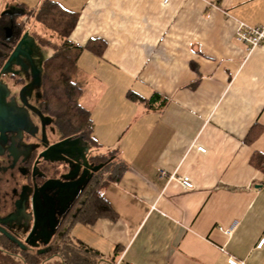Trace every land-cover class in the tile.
<instances>
[{
	"label": "crops",
	"instance_id": "0c3cea01",
	"mask_svg": "<svg viewBox=\"0 0 264 264\" xmlns=\"http://www.w3.org/2000/svg\"><path fill=\"white\" fill-rule=\"evenodd\" d=\"M52 1L79 17L89 158L113 152L118 170L102 189L115 218L75 222L77 204L72 242L91 264H264V174L252 164L264 154V45L248 54L236 40L241 24L264 27V0ZM49 252L41 264H62ZM0 264L30 263L0 253Z\"/></svg>",
	"mask_w": 264,
	"mask_h": 264
},
{
	"label": "flooded vegetation",
	"instance_id": "af4514ba",
	"mask_svg": "<svg viewBox=\"0 0 264 264\" xmlns=\"http://www.w3.org/2000/svg\"><path fill=\"white\" fill-rule=\"evenodd\" d=\"M13 10L10 3H5L0 10V31L5 29L9 37L4 38L9 42L13 37ZM24 18L22 22L28 29ZM4 42L11 51L0 67V225L22 241L28 237L33 224L27 222V213L31 211L30 204L36 188L38 228L30 241L39 244L35 247L37 251L51 250V244L57 243L67 232L70 222L64 216L74 212L78 199L96 174L91 170L95 166L87 158L88 168L84 167L82 160L75 162V157L47 151L49 146L62 139L60 134L57 140L50 139L48 132L54 131L52 121L40 111L42 61H34L35 46L31 48L27 41L20 49L19 56L1 73L20 41L17 45ZM41 158L48 163L61 162L59 170L53 168L54 176L49 177L41 171ZM22 207L26 210L24 220L19 214ZM53 209L57 212L54 220L48 218ZM20 225L23 230L19 229ZM49 237L50 242L45 245Z\"/></svg>",
	"mask_w": 264,
	"mask_h": 264
},
{
	"label": "trees",
	"instance_id": "16d2710c",
	"mask_svg": "<svg viewBox=\"0 0 264 264\" xmlns=\"http://www.w3.org/2000/svg\"><path fill=\"white\" fill-rule=\"evenodd\" d=\"M13 11L14 28L11 42L6 40L9 35L5 32V29L0 31V39L3 42L5 41L4 43L9 42L17 45L27 35L35 46L37 44L39 47H48L52 50V54L42 61L40 67L42 92L40 111L52 121L60 134V139H78L85 147H91L95 150L97 143L93 137L91 110L83 101L87 94V79L77 65L78 56L84 48L70 40V35L79 20L78 15L65 10L52 0H43L36 9H29L19 4ZM26 16L31 19L29 29L22 22ZM3 42L0 43V67L11 51ZM90 43L86 47H89ZM104 47V44H100L98 52L102 53ZM151 104H154L153 100L148 101V105ZM252 134L254 137L257 135L256 132ZM103 158L106 157L103 155L100 157L99 155L92 159L97 163H103V167H111L114 158ZM252 164L264 174V154L255 153ZM108 179L112 180L113 178H100L97 177V173L93 176L77 201V204H79L81 199L84 198V202L80 204L81 207L75 216V222L91 223L100 217L115 218V213L102 195L103 187L109 183ZM66 229L67 232L62 234L57 243L49 245L52 249L48 255L60 256L62 264H91L89 250L83 251L81 247L78 248L70 238L71 226L68 225ZM0 253L18 256L30 264L42 263L39 258L40 254L35 247L20 248L1 234Z\"/></svg>",
	"mask_w": 264,
	"mask_h": 264
},
{
	"label": "water",
	"instance_id": "95a60500",
	"mask_svg": "<svg viewBox=\"0 0 264 264\" xmlns=\"http://www.w3.org/2000/svg\"><path fill=\"white\" fill-rule=\"evenodd\" d=\"M26 40L28 42H30V47L34 48L35 44L33 43V41H31L30 39H27V35H25L22 38V40L19 42V44L16 47L14 53L11 55L9 61L7 62V64L5 65V67H4V69L2 70L1 73H4L6 71V69L11 65L12 61L19 56L20 49L22 48V46L25 43H27ZM81 145H82V143H81L80 140H78V139L74 140V139L67 138V139L61 140L60 142H58V143H56L54 145L49 146L47 151H54V152L57 151L60 155L67 156L69 158L75 157L74 158L75 162H79L80 160H82L85 163V164L83 163L84 167L88 168L89 166H87V162L85 161L86 160L85 151H86L87 148L85 146H81ZM102 167H103V164L99 165L98 167H93L91 170L93 172H96ZM48 182H46L45 184L47 185ZM36 190L37 189L35 188L34 197L32 198V201H31V204L33 205V213H32V215H34V217H35V223L33 224V227L31 229L30 234L28 235V237L24 241H22L20 238H16L13 234H11L8 231V229L6 227L0 225V233L4 234L8 239H10L12 242L17 244L20 248H27L29 246H32L34 248V247H38L39 246V244H34L32 241H30L31 236L34 235V233H36L37 228H38L37 222H38L39 215H38V211H37L36 203H35ZM25 211L26 210H24V208L22 207V212L21 211L19 212V214H20V216L22 217L23 220L25 219V217L23 215V214H25ZM27 215H28V213H27ZM56 217H57V212L55 211V209H53L49 213L48 218H51L52 220H54V219H56ZM19 229L23 230V226L20 225ZM50 237H49V240L45 242V245H48V243L50 242ZM47 251H49V250L48 249H42L39 252L40 253H44V252H47Z\"/></svg>",
	"mask_w": 264,
	"mask_h": 264
},
{
	"label": "rangeland",
	"instance_id": "374dc122",
	"mask_svg": "<svg viewBox=\"0 0 264 264\" xmlns=\"http://www.w3.org/2000/svg\"><path fill=\"white\" fill-rule=\"evenodd\" d=\"M0 8H3V0H0ZM51 54H52V50L50 48H48V47H39L36 44L35 49H34V53H33V59H34V61L36 63H39V62L45 60ZM86 87L88 88L87 84H86ZM83 101L86 104L85 97L83 98ZM52 128H54V131H52V133L48 132V134L50 133L49 134L50 139L51 140H57L59 138V132H57V130H56L54 125H52ZM96 152H97V150H94V148L87 147V149L85 151V158H87L88 161L91 162L95 167H98L99 165H101L103 163H101V162L97 163L95 160L89 158L91 156V153L95 154ZM106 154H107L105 156L106 158H110L111 156H114L113 152L111 153V152L108 151ZM100 157H101V155H100ZM106 158H103V159H106ZM60 164H61V162H59V161H55V162L53 161V162L48 163V162H45V160L43 158H41V161L39 163V167H40L41 171L45 172L49 177H52V176L55 175L53 168H58V170H59ZM113 166H115V165L112 164L111 167L107 166V167L100 168L98 171H96L97 177L110 178V177H113L114 175L118 174V170H115V167H113ZM82 202H84V198L81 199L80 203H82ZM30 207H31V211L27 215V217H28L27 222H29V224H34L35 223V217H34V215H32V213H33V205L30 204ZM71 215H72V213L70 212V213L65 214L64 217H65V219L67 221H69L71 219Z\"/></svg>",
	"mask_w": 264,
	"mask_h": 264
},
{
	"label": "built area",
	"instance_id": "2783aa9c",
	"mask_svg": "<svg viewBox=\"0 0 264 264\" xmlns=\"http://www.w3.org/2000/svg\"><path fill=\"white\" fill-rule=\"evenodd\" d=\"M166 2L167 0H165V3ZM236 40L237 42L241 44L247 45L246 51L248 52V54H250L252 50H254L255 48L264 45V27L253 28V27H248V26L241 24L236 33ZM197 149L200 152H205V149L202 147H197ZM163 174L165 175V173ZM174 177H175L174 175L171 176V179H174ZM177 180L186 190L194 189V184L192 183L189 177H186V176L178 177ZM238 225H239L238 222H234L230 227L225 229L226 234H228L229 236L233 235ZM263 244H264V238L260 240L257 247L261 248ZM228 263L229 264H243L242 262L238 261L234 257H229ZM116 264H121V261H118Z\"/></svg>",
	"mask_w": 264,
	"mask_h": 264
}]
</instances>
